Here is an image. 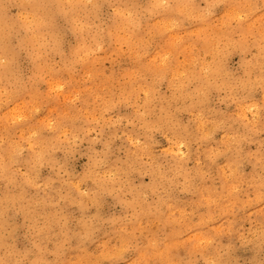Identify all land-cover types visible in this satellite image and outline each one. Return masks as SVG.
I'll list each match as a JSON object with an SVG mask.
<instances>
[{"label": "clouds", "instance_id": "1", "mask_svg": "<svg viewBox=\"0 0 264 264\" xmlns=\"http://www.w3.org/2000/svg\"><path fill=\"white\" fill-rule=\"evenodd\" d=\"M0 264H264V0H0Z\"/></svg>", "mask_w": 264, "mask_h": 264}]
</instances>
